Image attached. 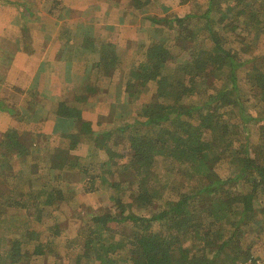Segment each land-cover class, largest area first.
<instances>
[{
    "label": "trees",
    "instance_id": "16d2710c",
    "mask_svg": "<svg viewBox=\"0 0 264 264\" xmlns=\"http://www.w3.org/2000/svg\"><path fill=\"white\" fill-rule=\"evenodd\" d=\"M204 9L200 16L161 22L149 18L175 33V45L188 60L168 71L170 52L164 41L152 39L138 65L129 64L125 104L132 118L116 126L110 147L99 150L74 133L68 135L67 152L61 153L58 137L37 134L44 145L29 150L14 127L7 130L0 141V210H23L34 224L55 221L57 228L74 195L98 193L107 186L113 192L112 205L87 214L84 228L62 244L79 247L74 254L79 264L253 262V245H264V227L251 228L250 221L264 198V70L254 59L241 63L239 48L225 34L234 37L240 30L249 36L256 28L264 36V0H207ZM263 43L258 45L262 52ZM88 59L98 82L110 79L118 65L114 46L108 43H89ZM249 63L251 92L246 97L236 71ZM230 111L238 121L227 125ZM54 115L72 117L62 101ZM251 121L257 124L254 142ZM242 135L245 144L232 152ZM120 143H126L128 153L115 151ZM82 145L85 153L76 154ZM13 155L22 157L26 166L17 172L1 170ZM41 163L43 170L38 171ZM193 176L205 179L204 187L195 189ZM11 230L0 212V237L10 242L0 251V264L42 258L55 246L52 237L29 224L20 231L14 228L13 235ZM188 244L191 253L185 255ZM211 246L216 250L208 254Z\"/></svg>",
    "mask_w": 264,
    "mask_h": 264
},
{
    "label": "rangeland",
    "instance_id": "374dc122",
    "mask_svg": "<svg viewBox=\"0 0 264 264\" xmlns=\"http://www.w3.org/2000/svg\"><path fill=\"white\" fill-rule=\"evenodd\" d=\"M116 1L118 2L119 8H121V10H123L124 12V14L122 13L120 17L118 16V14L116 15V22H124V24L126 22L128 25L125 24L126 26L122 27V31H120L118 28L115 29L114 27H107V29L105 28L106 34L104 36V40L106 42H108V40H112L116 43L115 52L118 60V65L110 72V79L98 82V80H96L97 71L93 69L92 62H90L88 60V56L84 54L82 59L83 61L78 64L75 70H70V72L66 76V82H62L63 84H68L69 89L74 93V97L76 99L72 107L73 118L69 120L71 124L72 122L75 123V130L69 133L46 135L43 134V132H36L37 130L42 131L43 125L35 126L36 129L34 128V126H32V130L34 133H32V135H30L29 137H24V140H26V142H24L23 140L25 146L29 150L36 147L41 148L44 145L43 139L37 140L35 133L51 137H58V141L56 142V144L59 143L58 148H61V153L67 152L66 146L69 143L68 135L74 133L82 135L84 138H86V141H88L90 146L96 145L99 150L103 149V146L106 144H109L108 146L110 147L115 140L116 126H118V124L122 122L131 121V108L129 106H126L125 104V82L128 80L127 74L129 72V64L133 63L134 66H137L138 62L142 60L145 49L148 46L146 42L151 41L152 39L164 41L172 58L171 63L167 65L168 71H171L175 67V65L184 63L188 60L187 53L181 51L178 46L175 45V33L168 30L164 23H153L150 25L148 22H146L143 14H145V12L147 11L143 12L142 9L140 10V0ZM171 1L172 0L167 3L171 4ZM179 1L183 6L186 7V10L188 11H186L187 13L185 14L200 16L205 11L204 7L207 0ZM172 5H174L173 2ZM157 6L158 3L155 2L153 8L151 7L152 9H154V12L151 13V15L157 21L161 22L165 17L175 15L174 13L164 14L160 9L162 5L160 6L159 10ZM125 10H128L127 13H125ZM131 10H134L133 13H131ZM138 13L139 15H137ZM131 18H133L132 21L130 20ZM131 23L133 24V26H135V28H140L142 30L136 31L132 29L130 27ZM144 24L146 26H144ZM154 27L158 29L155 30L153 29ZM225 35L232 42H234L235 47L239 48V57L241 63L242 61H250L254 59V64L264 70V51L262 52L258 46L260 42H262V40L264 41L263 34H259L256 28H254L252 29V32L249 36H242L240 34V30H236V36L234 37L230 36L229 34ZM250 68L251 66L249 63L241 66L236 71L238 86L243 94L246 95V97H248L249 93L251 92L249 80L252 77V73L250 72ZM87 74L88 77L87 79H85V76H87ZM88 95L91 96V102H85L84 100ZM29 112L31 113L32 111ZM249 112L254 115L253 110H250ZM84 113L86 114L87 118L89 117V119L95 123L93 126H89V123L85 119ZM92 114H95V116H92ZM92 117L94 119H91ZM237 121V115L234 113V111H230L228 117L225 118L224 123L230 125L236 123ZM82 123H84L85 125H82ZM248 126L251 128L250 139L252 142H254L258 136L257 134H255L257 124L255 121H251ZM239 131L241 132V128L239 129ZM93 141L95 142V144L93 143ZM54 144L55 143L53 141L49 143V145L51 146H53ZM244 144L245 138L242 135L238 138V141L233 144L232 152L236 147L240 148ZM86 148L87 147L85 145H82L81 149H79L76 154H84ZM126 149V143H120V145L116 147L115 151L120 154L124 152L128 153ZM129 154L131 155L130 150ZM7 160H9V158H7ZM11 162L12 161L7 164L5 162L1 166V170H13L14 172H17V170H20V165L21 167L23 166V164H25L26 166V163L22 161V157H15V161L12 162L13 165H11ZM37 166L38 167L36 168L38 171L43 170L42 168L44 166L42 163ZM36 168L35 166H33L32 170L35 171ZM223 171L224 170H222V173ZM110 179L112 180V177H110ZM8 182L12 181L8 180ZM190 182L195 189L204 187L206 183L205 179L200 178V176L190 177ZM51 186L56 188L58 184L52 183ZM112 194V190L107 186L102 187L100 189V192L98 193L86 195L82 192H78L68 202V207L66 209L68 214L67 216H65L66 219L63 223L61 221L60 226L58 225L57 228H53L52 225V223L55 221L51 223L45 222L43 226L34 224L33 222H31V220L23 210H10L9 212L0 210V212H3V218H6V220L9 221L10 228H12V230L10 231L12 235L15 233L14 228H17L20 231L24 229L27 224H29L31 229L39 232L42 231L46 236L52 237L55 242V246L53 245V247L48 250V253H46L42 258L33 257L23 264H79L80 260L74 256V254L79 253V247L74 245L66 247L62 244H64L65 241L69 242L71 239L73 240L78 234V231H81L84 228L83 226L84 222L87 220V214L93 212L98 213L102 209L104 210L105 208L110 207L112 204L109 200V197ZM259 203V207L255 209L253 216H251V228H254L256 226L264 227V198ZM59 219L60 218H58V221ZM6 228L7 227H5V229ZM116 231L122 232L120 228H116ZM5 238L6 241L3 243V237H0V251L8 249V245L10 244L9 237ZM144 245L145 247L148 246L146 242ZM190 246L191 245L189 244L184 246L185 255L191 253L189 249ZM64 247H66V250L64 249ZM215 250V246L209 247L208 254L214 253ZM251 250L254 261L249 262L248 264H264V245L260 242H257L253 245ZM58 251L60 252V256L55 255ZM67 251H69V253ZM67 256H69V259L67 258ZM178 258V253H174L173 259L178 260Z\"/></svg>",
    "mask_w": 264,
    "mask_h": 264
},
{
    "label": "crops",
    "instance_id": "0c3cea01",
    "mask_svg": "<svg viewBox=\"0 0 264 264\" xmlns=\"http://www.w3.org/2000/svg\"><path fill=\"white\" fill-rule=\"evenodd\" d=\"M169 1L140 0V10L147 11L143 14L146 22L154 23L149 18L153 17L155 2L158 10L162 5L164 14H175L164 19L186 15L188 11L179 0H172L171 4ZM122 13L116 0H0V141L11 127L18 132V140L24 146V137L34 133L32 126L43 125L42 131L36 132L46 135L75 130V123L69 120L73 118L76 99L68 84L62 82L83 61V55L88 56L89 43L97 46L108 43L116 51V43L106 42L104 36L107 27L122 31L128 25L116 22V15L120 17ZM130 27L142 30L132 23ZM84 100L91 102V96ZM60 101L65 102L72 117L54 115ZM85 119L89 126L95 124L86 114ZM15 157L12 156V162Z\"/></svg>",
    "mask_w": 264,
    "mask_h": 264
}]
</instances>
